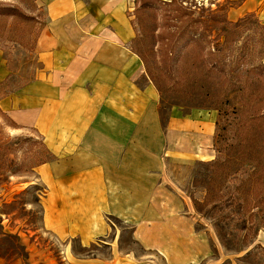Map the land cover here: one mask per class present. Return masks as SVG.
I'll return each mask as SVG.
<instances>
[{
  "label": "crops",
  "instance_id": "1",
  "mask_svg": "<svg viewBox=\"0 0 264 264\" xmlns=\"http://www.w3.org/2000/svg\"><path fill=\"white\" fill-rule=\"evenodd\" d=\"M35 3L45 22L34 53L52 62L50 73L0 99V109L18 126L38 131L53 157L37 169L47 193L46 228L87 247L110 234L114 217L164 264L209 260L210 237L196 229L188 202L174 190L166 158L180 157V145L183 158H196L212 127L202 132L185 117L176 127L172 117L163 131L158 92L142 83V62L129 47L131 1ZM5 75L0 63V78Z\"/></svg>",
  "mask_w": 264,
  "mask_h": 264
},
{
  "label": "rangeland",
  "instance_id": "2",
  "mask_svg": "<svg viewBox=\"0 0 264 264\" xmlns=\"http://www.w3.org/2000/svg\"><path fill=\"white\" fill-rule=\"evenodd\" d=\"M130 1L128 14L135 36L129 47L134 54L145 58L144 64L136 54L145 71L142 83L151 82L158 92L157 107L163 131L172 117L177 118L176 127L178 120L184 117L190 123H199L198 129L202 132L212 127L209 145H199L196 158H183L186 154L182 145L181 150L178 146L182 153L176 152L180 157L166 158V174L174 190L188 202L196 218V229L210 237L211 255L201 264H264V229L259 218L256 217L253 229L249 230L251 225L245 223L239 208L217 205L214 209L219 200L217 194L207 198L211 174L206 163L216 158L213 134L215 124L220 120L219 109L241 110V105L234 100L236 91L226 92L221 103L220 98L213 97L212 81L203 68L197 67L200 51L197 47H190L174 65L164 60L161 54L166 46L158 39L169 36L176 28L166 26L162 17L151 9H145L136 19V0ZM183 1L191 9L203 6L207 10L205 18L224 16L232 23L246 19L242 27L246 50L256 48L257 54L252 59L264 62V44L262 48L255 44L258 34H264V0ZM0 7L13 8L27 16H0V63L6 71L0 78L2 99L19 92L29 83L46 80L52 62L47 63L34 53L36 37L45 22V14L36 6L35 0H0ZM194 13L193 19L198 18L202 9H196ZM218 32L216 28L214 33ZM261 86L264 88V83ZM262 106L264 112V103ZM224 134L228 137L230 132L224 131ZM50 158L38 131L18 126L0 109V264H146L148 260L152 261L150 264H164L162 257L144 251L134 241L129 224L114 217L108 218L110 234L87 247H83L78 239L54 237L44 224L47 193L37 172L38 167ZM227 191V188L223 190Z\"/></svg>",
  "mask_w": 264,
  "mask_h": 264
},
{
  "label": "trees",
  "instance_id": "3",
  "mask_svg": "<svg viewBox=\"0 0 264 264\" xmlns=\"http://www.w3.org/2000/svg\"><path fill=\"white\" fill-rule=\"evenodd\" d=\"M145 9L161 16L166 26L176 28L169 36L158 39L166 46L160 53L164 60L174 65L190 47H197L200 49L197 67L203 68L212 81L213 97L220 98L221 103L226 92L236 91L234 100L241 105V110L219 109L220 120L215 124L213 134L216 158L206 163L211 174L207 198L217 194L219 200L214 209L217 205L236 206L245 223L251 225L249 230L253 229L256 217L264 229V88L261 86L264 62L252 59L257 54L256 48L246 50L247 42L242 36L246 19L232 23L224 16L205 18L207 10L203 6L191 9L183 0H136V19ZM196 9H202V15L193 19ZM0 16L27 17L13 8L4 7H0ZM216 28L219 32L215 34ZM255 44L263 47L264 34H258ZM136 54L145 64L143 55ZM146 70H149L147 66ZM224 131H229L230 135L226 137ZM225 188L227 192H223Z\"/></svg>",
  "mask_w": 264,
  "mask_h": 264
}]
</instances>
